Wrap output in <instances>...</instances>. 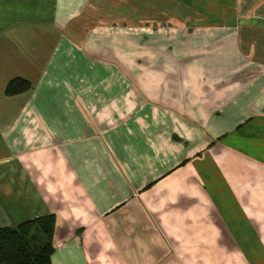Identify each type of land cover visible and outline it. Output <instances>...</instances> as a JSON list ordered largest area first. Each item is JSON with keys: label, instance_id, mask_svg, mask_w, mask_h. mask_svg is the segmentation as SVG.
<instances>
[{"label": "crops", "instance_id": "0c3cea01", "mask_svg": "<svg viewBox=\"0 0 264 264\" xmlns=\"http://www.w3.org/2000/svg\"><path fill=\"white\" fill-rule=\"evenodd\" d=\"M45 215L51 264H264V0H0V228Z\"/></svg>", "mask_w": 264, "mask_h": 264}, {"label": "trees", "instance_id": "16d2710c", "mask_svg": "<svg viewBox=\"0 0 264 264\" xmlns=\"http://www.w3.org/2000/svg\"><path fill=\"white\" fill-rule=\"evenodd\" d=\"M30 88L29 81L16 77L6 84L4 95L13 97ZM54 230V215L0 228V264H51Z\"/></svg>", "mask_w": 264, "mask_h": 264}]
</instances>
